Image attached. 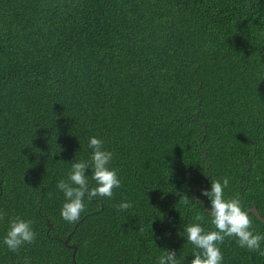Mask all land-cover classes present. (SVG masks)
<instances>
[{
    "label": "trees",
    "instance_id": "obj_1",
    "mask_svg": "<svg viewBox=\"0 0 264 264\" xmlns=\"http://www.w3.org/2000/svg\"><path fill=\"white\" fill-rule=\"evenodd\" d=\"M88 135L122 183L68 222L56 183ZM224 176L264 218V0H0V238L13 216L37 233L0 264H154L159 247L188 264L183 223L213 227L193 197ZM220 248L264 264L234 237Z\"/></svg>",
    "mask_w": 264,
    "mask_h": 264
},
{
    "label": "clouds",
    "instance_id": "obj_2",
    "mask_svg": "<svg viewBox=\"0 0 264 264\" xmlns=\"http://www.w3.org/2000/svg\"><path fill=\"white\" fill-rule=\"evenodd\" d=\"M103 145V139L88 135V157L76 159L74 155V159L67 162L69 168L66 177L56 183L57 190L62 192L64 197L60 208L63 220L78 221L88 201L111 198L114 189L121 186L122 180L118 170L110 166L114 154ZM229 182L230 178L227 176L209 179L208 186L201 188L198 193L199 198L193 197L203 206L208 223L213 227L205 228L202 223L204 217L199 211L192 216L191 222L183 223L179 235L184 238V243L192 246L188 264H224L220 244L225 237H234L241 248L264 254V233L252 227L249 213L244 210L241 201L226 193ZM117 207L121 210L128 209L132 207V202L121 200ZM36 236L34 221L31 218L13 216L9 218L8 227L0 238V246L19 252L23 246L34 242ZM159 248L160 253L155 257L154 264H184L181 256L177 255V249ZM24 264H30V261L26 258Z\"/></svg>",
    "mask_w": 264,
    "mask_h": 264
},
{
    "label": "water",
    "instance_id": "obj_3",
    "mask_svg": "<svg viewBox=\"0 0 264 264\" xmlns=\"http://www.w3.org/2000/svg\"><path fill=\"white\" fill-rule=\"evenodd\" d=\"M204 137H205V135L203 136V139H204ZM197 199H198V198H197ZM246 212H248L249 214H251V213L255 214V215L258 217V219L261 220V221L264 223V218L260 215L258 209H257L255 206H253L252 208L248 209ZM64 243H65L66 245H68L67 240H66ZM70 246L74 248V253H73V255H75V252H76V246H75V245H70ZM73 260H74V262H75V259H74V258H73Z\"/></svg>",
    "mask_w": 264,
    "mask_h": 264
}]
</instances>
